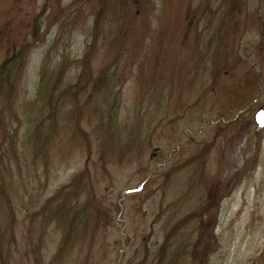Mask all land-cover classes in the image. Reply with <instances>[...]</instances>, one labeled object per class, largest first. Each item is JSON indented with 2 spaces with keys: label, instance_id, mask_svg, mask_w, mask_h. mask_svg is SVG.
Instances as JSON below:
<instances>
[{
  "label": "rangeland",
  "instance_id": "1",
  "mask_svg": "<svg viewBox=\"0 0 264 264\" xmlns=\"http://www.w3.org/2000/svg\"><path fill=\"white\" fill-rule=\"evenodd\" d=\"M22 43L0 264H264V0H0V63Z\"/></svg>",
  "mask_w": 264,
  "mask_h": 264
},
{
  "label": "trees",
  "instance_id": "2",
  "mask_svg": "<svg viewBox=\"0 0 264 264\" xmlns=\"http://www.w3.org/2000/svg\"><path fill=\"white\" fill-rule=\"evenodd\" d=\"M31 19H32V21H31V23H32L31 24L32 32L31 33H32V35H34L36 33V31H37L38 24H37V21H36V17L33 16V18H31ZM26 43H24V44L22 43V47H20L21 49L16 50L15 47L12 48L9 51L10 53L0 63V84L3 83V82H6V81L9 82V80H11V78H13L12 75L15 73L14 70L18 69L19 63H20L21 58H22L21 52L24 50L23 48H24ZM60 62H61V64H60V66L58 68H56V70L52 69V70H50L47 73V70H45V67H44L47 62L44 60V62L42 63V65H44V66H42L40 68L39 79H38V83H37V87H36L37 95H39V93H40V91L42 89H44L46 91V97H45L44 102H45L46 105H48V107H50L49 111H51V115H54V109L53 108H56V105L60 106V104H61V103L58 104L59 103L58 102L59 98L55 99L54 96H53V93H55L56 87L60 83V80L62 78L64 69H66V66H65V63H64L66 61L62 60ZM63 66H65V67H63ZM46 74H48V75H46ZM44 83L46 85H44ZM62 93H65V92H62ZM60 98H61V96H60ZM114 101L115 100L113 99V101H112V103L110 105L109 111H111V109L113 108ZM52 105H53V107H52ZM79 175H81V174H79ZM77 179L78 178H76L75 181L72 180L68 184L69 185H73L77 181ZM68 184L65 185L64 187L67 188ZM74 189H76V188H74ZM74 192H75V190L72 191V193H74ZM68 196L69 195L65 196L64 202L62 203V205H67L69 203L70 200L68 199ZM84 208H82L80 211L83 212ZM77 216H78V213H76V217ZM51 218H52V215H49L48 222L45 223V225H47L49 223ZM75 229L76 228H74V226H72V224H70V225H68L66 227V230L64 231V234H63V237H62V241H61V244H60L61 248L66 246L67 240H69L71 238V236L73 235L72 233L75 231ZM84 229H85V226L83 225L81 227V231H83ZM38 258H39V255L36 258L37 261H38ZM131 264H135V263H131Z\"/></svg>",
  "mask_w": 264,
  "mask_h": 264
}]
</instances>
